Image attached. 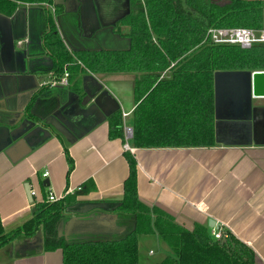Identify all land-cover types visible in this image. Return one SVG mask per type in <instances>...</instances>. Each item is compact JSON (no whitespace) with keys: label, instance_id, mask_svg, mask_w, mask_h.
<instances>
[{"label":"crops","instance_id":"crops-1","mask_svg":"<svg viewBox=\"0 0 264 264\" xmlns=\"http://www.w3.org/2000/svg\"><path fill=\"white\" fill-rule=\"evenodd\" d=\"M121 1L107 6L108 18L94 0H52L49 7L20 2L12 13L1 7L0 219L4 229L30 218L34 206L49 192L60 197L87 184L90 190L65 213L60 236L67 242L99 239L93 238L94 233L105 236L99 240L120 238L134 225L132 215L116 210L128 175L124 153L129 151L136 160L137 195L143 204L158 208L188 230L200 224L211 233L208 222L212 220L218 230L229 231L252 249L255 264H264V98L249 95L248 81L239 101L229 98V85L218 98L213 146L136 148L124 132L123 138L109 137L108 119L119 112L122 126L123 121L132 125L134 81L139 74L76 73L74 81L80 89L75 91L76 84L70 89L59 83L63 75L51 70L53 57L45 44L47 19L68 51L107 50L87 48L80 41L94 40L103 29L126 36L128 26L118 21L129 12V2ZM73 16L75 40L81 46H73L68 38L67 23ZM31 103L42 114L58 107L51 113L56 115L37 124L35 132L29 134L32 128L13 139L7 131L13 130L12 124ZM67 154L73 163L69 172ZM25 184L36 192L32 201ZM97 204L106 209L91 208ZM101 213L116 218L101 224L75 220L67 232L62 231L72 217L91 220ZM34 242L35 237H18L0 250V264H62L60 249L44 251ZM169 253L158 235L138 237V264L160 262Z\"/></svg>","mask_w":264,"mask_h":264},{"label":"trees","instance_id":"trees-1","mask_svg":"<svg viewBox=\"0 0 264 264\" xmlns=\"http://www.w3.org/2000/svg\"><path fill=\"white\" fill-rule=\"evenodd\" d=\"M127 1L129 12L118 21L128 26L125 35L129 46L123 50L68 51L47 19L45 44L53 57L51 70L58 75L67 73L70 89L76 84V73L139 74L134 81L133 147L213 146L214 74L264 70V43H253L248 48L215 44L207 31L263 28L264 0ZM19 2L42 5L52 0H0V10L3 7L6 13H12ZM108 124L110 138H123L119 112L110 116ZM124 156L128 175L116 210L133 216L129 232L116 239L79 242H67L59 236L65 213L78 203V196L90 190L86 184L55 202L46 198L38 202L31 217L15 228L4 229L0 219V250L18 237L31 238L40 230L42 249H60L62 264H138V237L158 235L170 253L153 264H255L252 249L229 231H222L223 237L215 239L203 225L188 230L158 208L143 204L137 195L136 160L129 151ZM66 158L69 172L73 163L68 154Z\"/></svg>","mask_w":264,"mask_h":264},{"label":"rangeland","instance_id":"rangeland-1","mask_svg":"<svg viewBox=\"0 0 264 264\" xmlns=\"http://www.w3.org/2000/svg\"><path fill=\"white\" fill-rule=\"evenodd\" d=\"M216 2H222V0H214ZM101 5L100 12L105 14V17H109V12L107 10V6L112 7L113 5L119 3L123 4L121 0H94ZM107 14V15H106ZM75 16L72 17V20L67 23L69 28V40H71V44L73 46H87V48H102V49H124L128 47V39L126 36H117L116 34L105 30L100 31L98 36L94 38V40H82L76 41V33H77V25L75 26ZM76 30V31H75ZM254 30V29H253ZM257 30V29H255ZM126 44V45H125ZM214 88H215V105L217 103L218 98L222 97L227 88V85L230 86L229 98L234 99L236 102L244 97L243 85L247 84V77L245 71H217L214 74ZM93 238H105L104 235L98 237L97 234H93ZM82 240V238L80 239Z\"/></svg>","mask_w":264,"mask_h":264},{"label":"water","instance_id":"water-1","mask_svg":"<svg viewBox=\"0 0 264 264\" xmlns=\"http://www.w3.org/2000/svg\"><path fill=\"white\" fill-rule=\"evenodd\" d=\"M245 73H246L247 81L249 83V95H251L254 98H264V70H257V71H252V72L245 71ZM55 103L58 106L57 100ZM215 107L216 105H215V88H214V119H215V110H216ZM56 108L58 107H55V109ZM55 109H52L51 112L42 114V113H37L34 110V105H32L30 109L27 107L26 109L23 110L22 115H20L18 119V122L16 121L15 123L12 124V126H14L13 130L9 132L7 131L8 135H10L13 139H15L17 134L26 132L29 129L34 128L33 130L29 132V134L33 133V131L35 132L38 129L37 127H35L37 124L38 125L43 124L44 120L46 122L49 118L56 115L55 113L51 114L53 111H55ZM0 118H1V114H0ZM15 124H18V125L15 126ZM4 129L8 130L7 127ZM24 188H25V192H26L28 199L32 201V196H31L28 184H25ZM95 207L106 209V207L102 204L92 205L91 208H95ZM88 210H84V212H87ZM80 212L82 213V210ZM88 217L89 216L72 217L66 222L62 231L64 233L67 232V229L70 228L69 226L75 220L79 222L91 221L92 223L101 224V223L106 222L110 218L115 219L116 215L108 214V213H101L98 216L93 217L94 219H91V220H88ZM61 225H63L62 222H61ZM208 225L209 227L218 229V226L212 220L208 222ZM58 234L59 236L61 235L59 228H58ZM33 237H35V242L33 243V246L42 247V232L38 230Z\"/></svg>","mask_w":264,"mask_h":264},{"label":"built area","instance_id":"built-area-1","mask_svg":"<svg viewBox=\"0 0 264 264\" xmlns=\"http://www.w3.org/2000/svg\"><path fill=\"white\" fill-rule=\"evenodd\" d=\"M20 3V2H19ZM23 4L28 5H36L34 3H28L24 2ZM45 7H49L50 4L44 3L42 4ZM54 10V8H53ZM207 37L212 41V43L215 44H223V43H229V44H238L242 48H248L250 47L253 43H264V27L258 30H253L249 28H244V27H238V28H210L207 31ZM59 83L67 85V73H64L63 77L60 78ZM126 116V113H122V118ZM123 132L125 139H131L133 130L132 126L126 124L123 121ZM125 149H129V146L127 143L124 144ZM47 173H44L43 176H46ZM80 189V187L74 189L77 190ZM74 190H68L63 195L60 197L55 196L52 192H49L46 196V201L49 202H55L57 200L62 199L66 194H72ZM31 196H35L36 192L35 191H30ZM211 235L215 239H220L223 237L222 231L218 229H212Z\"/></svg>","mask_w":264,"mask_h":264}]
</instances>
